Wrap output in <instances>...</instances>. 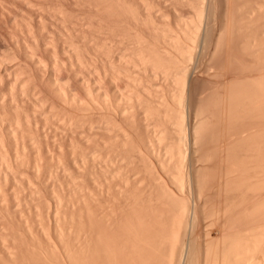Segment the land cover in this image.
Here are the masks:
<instances>
[{
  "label": "bare ground",
  "instance_id": "bare-ground-1",
  "mask_svg": "<svg viewBox=\"0 0 264 264\" xmlns=\"http://www.w3.org/2000/svg\"><path fill=\"white\" fill-rule=\"evenodd\" d=\"M29 1L28 4H30ZM100 1L102 4L107 3L108 6L113 7V2L111 1H109L111 2L110 4H108V0ZM128 1L127 3L130 2ZM116 2L118 1L115 0L114 3L116 4ZM199 2L200 0L190 1L194 10L193 15L188 18L185 16L177 17L179 21L181 20L179 26L182 23L180 27L182 28L184 39L190 41L191 44L197 40L196 34L200 32L199 22L202 24L201 18L204 16L203 5L201 6ZM95 3L93 2V5ZM121 3L118 4L121 5ZM41 4L43 5V3ZM148 4H145V7ZM48 5L52 6V4ZM120 5H118L120 7L119 11L115 10V8H118L115 5L113 7L114 10H111L115 11L113 12L114 14L120 12L119 16L121 15V17L119 18L121 20L119 18L116 19V16L111 18L113 14L110 15L111 11L108 9L110 7L105 9V6L99 5L102 8L105 7L102 9L103 11L100 9V12L97 10L93 12L101 13L100 16L104 14V18L105 13H107V18L105 19L109 21L106 23L110 26L113 21L116 24L123 21L124 25L130 22L128 19L131 16H133L132 20L137 18H135L137 15L133 13H140L138 10L137 12L135 11V4L133 5L134 7L132 4L129 7L127 4ZM123 6L126 7L124 8ZM147 7H151V5ZM262 7H260V12L264 10H262ZM121 8L122 10H120ZM104 9L107 12H104ZM38 10L41 9L37 8ZM149 10H146V12ZM46 11H48V8ZM85 11L83 9L82 13ZM123 11L125 12L123 13ZM250 11L252 14L255 10ZM97 12L95 13L96 15ZM42 13L44 14V12ZM126 13L128 16H126ZM129 13H131V16ZM89 14L91 13L89 12ZM95 14L91 15L95 17ZM124 14L127 17L126 20L123 19V17L125 18ZM45 15L47 16V14ZM45 15L43 16L45 17ZM50 15L52 14L50 13ZM53 15L52 17H54ZM70 15L68 14V16ZM81 15L84 16V13ZM98 15L97 18L99 17ZM146 15L148 16L147 13ZM72 16L73 14L68 19H71ZM78 16L80 18V15H75V17ZM88 16L87 21L90 20ZM92 16L90 17L93 18ZM147 16L144 15L143 17L147 18ZM103 17L98 18L102 21L96 22H103ZM143 17L141 18L143 19ZM235 17L238 19V16L227 17L226 22L224 21L225 23L219 28L218 45L219 42L220 45L221 42L224 44V41L229 38V34L232 35L236 31L240 32L245 28L246 24V28L250 26V21H244L245 24L243 25V22L240 20L236 21ZM29 18H32V16ZM79 18H76V21L79 20L80 22V19H83ZM97 18L94 19L96 20ZM146 18L143 20L145 21ZM85 19L86 17L83 20ZM105 19L104 22L106 21ZM234 20L236 22L239 21L241 24L239 25L238 22V26H236L237 23ZM23 21H26V19L24 18ZM39 21L41 23L42 20ZM124 21L127 22L125 23ZM147 21L148 19L145 22L147 23ZM150 21H152V18ZM133 22L131 23L133 24ZM153 22L154 20L151 24ZM80 23L81 25L84 24L83 22ZM92 23V21L89 22V25ZM94 23L92 26L95 24L100 25V23ZM115 23L113 24L116 25ZM103 24L101 23L102 26ZM98 25L95 26V29L102 27ZM108 25L107 27L109 28L110 26ZM129 25L127 23L125 26ZM152 25H155V22ZM70 26L74 27L71 24ZM147 26L145 27L147 28ZM28 27L32 26L29 24ZM151 27L153 28V26ZM29 28L27 30L33 34ZM111 28L113 27L111 26ZM111 28L108 30L111 31ZM159 28H155L157 31L154 30L157 32L156 35L161 36L162 40H165L168 36L170 43L168 46L172 45L170 49H173V51L162 48L156 42H153L156 38L152 40L153 43L151 44L155 43L157 46L147 45V39L144 41L145 37L143 34L142 36H140L141 34L138 35V31L135 34H131L134 37L133 45H128V50L124 47L120 50L122 51L121 53L118 50L116 54L114 53L115 57H113V52L118 49V47L116 49L113 47V43H117L113 37H109L114 40L113 43L111 39H107L108 35L100 40V36L93 35L94 33H99V30L98 32L95 30L92 34V37L95 38L90 35L92 39L88 40L89 37L87 39L85 36L87 40L81 39L83 44H80L81 41H79L80 43L78 41L75 42L77 39L72 41L70 33L74 32L69 30L68 34L71 40L68 39L70 40L68 43L71 42L69 43L70 45L65 41L66 45H69L66 52L68 53V70L67 67L64 69L63 66H60L61 61V65L67 66V64L63 61L64 59H58L60 57L58 54L52 53L54 49L51 55L55 54L57 58L54 55H47L49 57L44 59L46 55L43 56L44 58L35 55L38 58L35 59L36 57L34 58L25 53L31 58V60L28 58L25 60H30L35 66V70L39 72L42 69L46 70V75L45 71H41L46 79L40 73L39 76H37L38 74L36 75L37 72H34L35 75L33 74V78L35 76L39 77L40 85L41 82L42 86L45 84L46 87L44 86V88L47 90L44 89L43 92V88L39 89L40 85H37L38 81H35L37 78L33 80L32 75H30L33 72L29 71L28 66L23 65V62L20 64V59L17 64H13L12 61H15L16 58L12 56L16 55L15 57H17L19 54L17 55L15 52V55H12V53L8 54L14 58L13 60L11 57V60L7 58L6 55L12 65H8L10 64L9 61L5 57L2 58L0 56V60H2L0 62V65L2 64L0 70L4 69L3 71L6 73L8 71V74L12 75L11 78L9 77L11 81L7 84L6 92L5 89L0 90V93H2L1 91L4 92L0 96V264H264V73L256 74L257 77L254 76L255 79L252 77L248 78L249 76L247 79L245 77L247 82L243 84V80L240 84V89L236 85L234 90L233 84L241 81L233 82L228 87L229 93L227 94L230 96H228L229 102L227 105L231 106L230 108L233 110L237 107L238 109H242V107L246 109L244 111L240 109L239 113L235 109L236 112L234 114L236 116L240 114L242 117L248 113V118H251L253 117L251 114L254 115L256 110V114L262 120L256 116L258 118L257 121H246L247 117H242L246 128L244 123L240 121L239 123L244 125H242L244 129L238 123L239 129L237 122L235 123L230 116L232 109L228 110L229 113L226 112L228 108L226 109L225 112L229 114H225L227 115L226 117H230L236 124H234V127H236L237 131L233 130V132L239 133L231 143L240 147L239 150L241 152L233 163L235 166H227L225 173L217 178L215 176L214 178L217 180L211 181V186L209 184L210 188L207 187L208 189L206 188L207 190H205L203 188L204 182L201 180L204 178L201 175L203 174V170H201L203 168L197 165L199 159L202 160V158L192 157V155L198 156L197 152H195L197 155L194 153V150L195 148L197 150V145L200 144L198 142L202 136L201 126L203 123L202 120H197L201 118L197 116L199 115L197 112V115L194 113L195 117H197L195 121L193 120V123H190L191 126L185 122L187 119L185 106L189 108V103H187L189 100L185 97V90L189 88V81L187 88L185 87L188 73L186 62L189 61L188 59L193 53L192 48L197 43L191 45L184 42L179 32L177 34L174 33L175 28H172V34L170 31L171 27L169 31H166L168 28L166 29L165 27L158 30ZM260 28L262 29V31L260 29V32L264 33V25ZM128 29H130V26ZM86 31L88 30L86 29ZM243 31L241 35H244L245 32ZM41 32L44 31L41 30ZM101 32L100 34H103ZM111 33L113 35V30ZM152 33L154 34V32ZM49 35L46 37H49ZM82 35L84 34L82 33ZM35 36L32 37V41L36 39ZM255 36H252V38L248 36L249 39L244 36L248 40L245 38L242 40V36L241 38L239 37L240 40L244 41H240L244 48L248 47L243 49L240 44L241 49L246 51L244 52L245 54L247 50L252 48V45L253 47L256 45V49L263 42L262 40L264 39L260 40V44H255V39L253 40V38H256ZM73 37L76 38V35ZM80 37L82 38V36ZM232 37L233 35L231 40ZM45 38L42 43L45 42ZM233 38L235 40V37ZM250 38L252 41H249ZM48 39L50 41V37L47 38L46 45L44 44L47 49L54 43L49 44L47 42ZM51 39L53 40L54 38ZM56 40L55 44H57ZM157 42L160 43L161 41ZM164 42L163 44L167 45L168 42ZM217 42L215 45H217ZM237 42H239V39ZM231 43L229 44L231 45ZM55 44L53 48L58 47H55ZM89 44L93 46L91 48H93L94 53L89 51ZM29 45L26 46L28 47ZM33 45L35 44L33 43ZM33 45L31 46L32 49H34ZM41 46L44 47L43 45ZM237 47H232V49L235 50ZM262 47L259 49L262 50ZM221 48L220 50L223 49ZM252 49L255 50L254 48ZM26 50H30V47ZM90 50L92 51V49ZM215 50L218 52L219 49L216 48ZM223 50H225V47ZM22 51L25 50L22 49ZM39 51L41 52V50ZM39 51L37 50L36 53H39ZM212 52L211 54H213ZM248 52L250 54L252 51ZM254 52L250 55H254ZM33 53H35V50H32L31 54ZM117 53L120 54L117 55ZM232 53L236 54L234 51ZM257 53L259 54L257 51L255 55H258ZM92 54L93 59L96 55L105 57L103 59L101 58L103 56H96L100 57L101 66L97 64L99 60L96 63L94 59L93 62L95 63L93 64L88 59L89 57L87 56L92 58ZM219 55H217L218 58ZM256 58L260 60V57L256 56ZM190 60L192 63V58ZM233 60L235 61V59ZM28 62L25 63L28 64ZM259 62V64L262 63L264 66V60ZM6 63L7 65H5ZM18 64H20V67ZM32 64L29 65L31 69ZM23 66H26L25 68L30 73ZM209 67L211 68V66ZM58 68L61 70V74L67 70L64 74L69 76H59ZM89 69H93V71L91 70L92 72H90ZM206 69L208 68L206 67ZM213 70L211 68V71ZM20 71H23V73ZM1 72L0 76L3 73L5 74H3V78L0 77L3 84L4 76L7 79L8 76H6L5 72ZM25 72L30 76L26 74L27 77H24ZM21 74H23V77ZM40 76L44 80L41 79V81ZM154 76L161 78L164 85L160 84L159 80L153 84L151 78ZM29 77L36 84L32 81L30 82ZM155 77L152 79H155ZM241 78H243L242 75ZM121 80L124 81V85H120L119 81ZM31 83H33L32 86ZM225 87L223 86L222 88L224 89ZM153 88H155V91ZM44 91H48L47 94H49L47 95ZM188 91L186 90V92ZM210 91L213 90L210 89ZM199 92L203 91L199 90ZM233 92L236 96L233 95ZM44 93L45 96L42 95ZM50 94L56 101L58 100L61 103V107L59 105H57V107L59 106L58 108L55 106L57 102L55 103V99L53 100L49 97ZM222 94L220 96L222 102H227L225 101L227 100V94H223L224 97L226 96L225 99ZM220 97L218 98L219 102L221 101ZM234 98H238V100L236 99L235 101ZM184 99H186L187 104ZM232 99L233 101L230 103ZM222 102L221 104H223ZM243 102H245V105ZM25 103L27 104L26 106ZM225 107L226 103L223 108L225 109ZM63 110L64 112L61 113ZM203 113L206 116L205 112H202L200 116H203ZM209 116L206 117L209 118ZM210 118L209 120L207 119L208 122H212ZM258 120L261 121L257 123ZM58 122L63 125L60 126L65 128L64 130L58 126ZM208 122L206 121V123ZM233 122H229V124ZM247 122L250 124L247 125ZM212 123L210 124L212 125ZM187 125L188 127L190 126V129H188ZM215 125L217 123H214ZM58 128L62 130V133H64L63 131L67 133L65 138H60V141L57 139L58 135L56 133ZM203 128L208 129V126ZM210 129L206 131L208 132ZM225 131L230 133L229 130H224V133H226ZM213 132L217 133L218 131ZM204 143L207 144V142ZM193 145H196L194 146L195 148H193ZM61 179H63V182ZM57 181L61 183L60 188L57 187L60 183H54H57ZM103 190L106 191L108 197H105ZM207 205H209L208 208ZM195 210L197 214L200 213V221H202L201 230L196 233L201 238V241L198 240L200 242L197 243L198 251H195L193 240L190 238L193 236H190L191 232L189 231L191 229L188 230V226L189 228L192 227L190 219ZM216 231L221 235L220 240L213 238V233ZM188 233L190 234L188 235ZM196 253L197 255L195 256Z\"/></svg>",
  "mask_w": 264,
  "mask_h": 264
},
{
  "label": "rangeland",
  "instance_id": "rangeland-1",
  "mask_svg": "<svg viewBox=\"0 0 264 264\" xmlns=\"http://www.w3.org/2000/svg\"><path fill=\"white\" fill-rule=\"evenodd\" d=\"M25 1V2H24ZM27 0H0V56L2 57V58H6V55H7V58H10L11 56L10 55H8V54H11L12 53V55H15V54H19L17 57H15V56H12V57H14V58H16L15 59V61H16V63H14L15 61H12L13 62V64H17L18 63V61H19V59H20V61H19V63L20 64H22L21 62H23V65H26V66H28L27 68L28 69H30L29 71L32 73V74H30V75H32V78H33V76L35 75L34 74V72L36 73V75L37 76H39V73H40V75H43L42 77H45V75H46V70H43V71H45V75H44V73L42 74L41 73V71L42 70H40V72L39 71H37V70H35V66L32 64V62H30V60H31V58H29V56H27V55H25V53H27L28 55H31V56H33L34 58L37 56V57H42V58H44L43 56H45L46 58H44V59H47L50 55H51V52L53 51V49H54V52H52V53H55V54H58V56H60V57H58V59L59 60H61V59H64L63 61L64 62H66L65 64H67L68 62V53H66L67 51H68V47H69V43H71V42H69L68 43V41H70L71 39H72V41H74L75 39H77V40H75V42H77L78 41V43H80L79 41H81V39H86V37H87V39H88V37H89V39L88 40H90V39H92V38H95V37H92V34L95 32V30L98 32V30H99V33H94L93 35L94 36H100V40L103 38V37H105L106 35H108V37H107V39L111 36V37H113V39H116L115 40V42L117 41V43H113V39H111V38H109V39H111V41H112V43L114 44V48L116 49V47H118V49L115 51V52H113V57H115V54H116V52L119 50H121V49H123L124 47H125V49L128 47V45H133V41H134V37H133V35H131L132 33L133 34H135L136 32H138L139 31V34L138 35H140V36H142V34H143V36L145 37L144 38V41L147 39V42H146V44L147 45H149V44H151V43H153V42H156V44H158L159 46H161L162 48L164 47V48H167L169 51H173V49H170V47H172V45H170V46H168L170 43H169V37L167 36L166 37V39L165 40H162L161 39V36L159 37V35L157 36L156 34H157V32H155V31H157V30H155V28H158V27H160L158 30H160V29H164V27L167 29L168 28V30H166V31H169V28L171 27V29H170V31L171 30H173L174 28H175V30H174V33H178L179 32V34H180V36H181V38L183 37V41L184 42H186V43H188V44H191V42L190 41H186L185 39H184V36L182 35V28L180 27L181 25H182V23H180V26H179V22L181 21H179V17L181 16H185V17H189V16H191V15H193L194 14V10H193V8L191 7L192 5L190 4V1L191 0H129L128 2L130 3H127V0L124 2L123 0H120V2H119V0H116V1H118V2H116V4L114 3L115 2V0H108V2L109 1H111V2H113V7H118V5H120V4H118V3H123V4H127L128 5V7H129V5H131L132 4V6L135 4V11L137 12V10L142 14H138V12L137 13H133V14H136L137 16H135V18H133V19H135V20H137V21H135V20H132L131 18L133 17V16H131L130 14L131 13H129V15L131 16H129L130 18L128 19L130 22H127L128 23V25L132 22V21H134L133 22V24L131 23V25H129L130 26V29H128L129 28V26H125V25H127V23L126 24H124L123 25V21H121L122 23H118V21L116 20V22L118 23V24H116L115 23V21H113V23H115L116 25H114L113 23H110L111 24V26L113 27V28H111V26L110 25H108L107 23L109 22V21H107V19H105V18H107V13H105V18L103 17L104 16V14H103V12H102V14H103V16H100V14L101 13H98L97 11H99L100 9L102 10L103 8H105V9H107V7H110V8H108V9H110V11H111V14L110 15H112L111 16V18H114V16H116L115 18L117 19V18H119V17H121V15L119 16V14H121L120 12L119 13H117L116 12V14H114L113 12H115V11H112V10H114V8L112 7V6H108L107 5V3L105 4V3H103L102 4V2L100 1V0H88V2H87V0H45V1H43V0H41V1H43V2H41V1H39V0H33V1H29V3L30 4H28V1L26 2ZM49 3H48V2ZM51 1V2H50ZM78 1V2H77ZM89 1H90V4H89ZM104 1V0H103ZM31 2H33V3H31ZM93 2L95 3V2H97V3H95L94 5L95 6H97L96 8H95V6L93 5ZM106 2V1H105ZM111 2H109L108 4H110ZM36 3V4H35ZM40 3V4H39ZM41 3H43V5L41 4ZM52 4V6H50V5H48V4ZM79 3V5L82 3V5H78L77 6V4ZM83 3H85V4H83ZM121 3V5H123ZM147 3H149L150 5H151V7H147V6H150L149 4L146 6L147 7V9H146V7H145V4H147ZM200 4H201V6L203 5V15L204 16H202V24H200V22H199V30H200V32L198 33L197 32V34H196V42H193L191 45H194V43L196 44L193 48H194V50H193V48H192V51H193V53H192V51H191V57H190V59L192 58V63H191V60L190 59H188L189 61H187L186 62V64H187V78H186V88H187V86L189 85V88H187L186 90L188 91V89H189V93L188 92H186V90H185V97H186V99H188L189 101H187V103H189L188 104V107L189 108H187L186 106H185V108H186V110L185 111H187L186 113H187V115H186V113H185V115H186V118L188 119H186L185 120V122H186V124H189L190 126H191V122L193 123L194 121H195V119H196V117L198 116V117H201V118H199V119H197V120H202V126H201V131L203 132H201V134H202V136H201V138H200V140H199V142L198 143H200V144H198L197 145V150H196V148L194 147V146H196V145H193V148H195V150H194V153L195 152H197V154H198V156H193L192 155V157H200V158H202V160L201 159H199V161L197 162V165L198 166H200L201 168H203V169H201V170H203L202 172H203V174H201V175H203L202 177H204L203 179H201L203 182H204V184H203V182H202V184L204 185L203 186V188L205 189V190H207L208 188L207 187H209V184L211 183V181H213V180H217V179H215V178H217L218 176H220L221 174H224L225 173V169H226V167L227 166H229V167H233V166H235L233 163L236 161V158H237V156L240 154V147H237V146H235V145H233L232 143H231V141L239 134V133H234L233 132V130H235V131H237V129H236V127H234V124L237 122V127H238V123L241 121V123H244V125H245V122H243L242 120V117H249L247 114V116L245 115V116H242L241 117V115L240 114H237V116H240V117H237L234 113L236 112V110L235 109H237V112L239 113L241 110L242 111H244V110H246V109H243L244 107H242V109L241 108H239L238 109V107L237 108H234V110L232 109V108H230L229 107V105H227L228 104V96H230L229 94H227V93H229V86H231L230 84H232L233 82H238V81H241V82H239V83H237V84H233V89H234V87L237 85V88H239L240 87V84L242 83V81H243V84L244 83H246L247 81H245L246 79H247V77L248 78H253V79H255V77L254 76H256L257 77V75H259V74H261V73H264V66L262 65V63L261 64H259L260 62L259 61H263L264 60V44L261 46V44L262 43H264V40H262V39H264V33L263 32H260V27L262 26L263 27V25H264V0H200V2H199ZM31 4H35L34 6L33 5H31ZM45 4V5H44ZM87 4H89V5H87ZM102 5V6H105V7H101V6H99V5ZM29 5H31V6H29ZM37 5H40V6H37ZM46 5H48V6H46ZM115 5V6H114ZM120 5V6H121ZM263 7H262V6ZM29 6V7H28ZM44 6V7H43ZM53 6H54V8H53ZM90 6V7H89ZM99 6V7H98ZM132 6H130V7H132ZM262 7V10L263 11H261L260 12V10H261V8L260 7ZM32 7V8H31ZM33 7H34V9H33ZM40 8L41 10H38L37 11V8ZM44 9H43V8ZM50 7H52L51 9H50ZM83 7V8H82ZM87 7H89V8H87ZM124 8L126 7V6H123ZM134 7V6H133ZM138 7V9H136ZM145 7V8H144ZM259 7V8H258ZM47 8H48V11H46L47 10ZM82 8V9H81ZM99 8V9H98ZM119 8L120 7H118L117 9L115 8V10H118L119 11ZM123 8V9H124ZM81 9V10H80ZM84 9V11L85 10H87V11H85V12H83L84 13V16L86 17V19L85 20H83L85 17L84 16H82L81 14H83L82 13V10ZM104 9V12L106 11L107 12V10H105ZM112 9V10H111ZM149 10V9H151V10H149V11H147L146 12V10ZM51 10V11H50ZM52 10H54L53 12H52ZM80 10V14L79 13H77L78 11ZM90 10V11H89ZM92 10V11H91ZM94 10H97V11H95V12H93ZM120 10H122V8L120 9ZM242 10H244V11H242ZM247 10V11H246ZM250 10H255V11H253L252 12V14H251V11ZM60 11H61V13H60ZM103 11V10H102ZM134 11V12H135ZM241 11V12H240ZM39 12H41V13H39ZM42 12H44V14L42 13ZM48 12H49V14H48ZM87 12V13H86ZM89 12L93 15V14H95L96 12H97V15L101 18V17H103L106 21L104 22V19H103V22H104V24H103V22H96V21H102L101 19H98L97 18V15L95 16V17H93L91 14H89ZM93 12V13H92ZM100 12V11H99ZM122 12V11H121ZM125 11H123V13H124ZM128 12V11H127ZM249 12H250V14H249ZM263 12V13H262ZM25 13V14H24ZM50 13L54 16V17H52V15H50ZM146 13L148 14V16L146 15ZM151 13V14H150ZM24 14V15H23ZM30 14H32V15H30ZM40 14V15H39ZM45 14H47V16L45 15ZM68 14L70 15H72L73 14V16H74V18H73V16H72V18L71 19H68V18H70V16H68ZM127 14V13H126ZM126 14H124V16L126 15ZM145 16H147V18L146 17H143L144 15ZM28 15H29V17H31L32 16V18H29L28 17ZM43 15H45V17L43 16ZM75 15L77 16V15H80V18H83V19H80L79 18V16L78 17H75ZM89 15V16H88ZM141 15V16H140ZM178 15V16H177ZM246 15V16H245ZM42 16V17H41ZM82 16V17H81ZM87 16L89 17V19L94 23H100V25H101V23L103 24V28L101 27V28H97V29H95V26L96 25H98V24H95V25H93L92 26V24L91 25H89V22H91L90 20H88L87 21ZM90 16H92L93 18H91ZM126 16H128V14L126 15ZM125 16V18L123 17V19L124 20H126V17ZM138 16H140V17H138ZM152 16V17H151ZM234 16H238L237 18L238 19H236V17H235V20L237 21V20H240L241 22H243L242 24L244 25L245 24V22L244 21H246V22H248V21H250L248 24L250 25V26H248L247 28H246V25L244 26L245 28L244 29H242L240 32H234L232 35H233V37H235V40H234V38L232 37V40H231V34H229V38H227V41L229 42V43H231V41H232V43H233V40H234V43L233 44H235L234 46H233V44L231 43V45L226 41H224V44H223V42H221V45H220V42H219V45H218V34H219V32H220V29L219 28H221L222 27V24H224L225 22H226V18L227 17H234ZM248 16V17H247ZM22 17H23V19L25 18L26 19V21H23V19H22ZM38 17H40V19H38ZM46 17H48L47 19H49L48 21H47V19H45ZM50 17V18H49ZM52 17V18H51ZM56 17V18H55ZM109 17V16H108ZM141 17H143V19H145L146 18V20L148 19V21H147V23L141 18ZM178 17V18H177ZM76 18L78 19H80L81 21L80 22H83L84 24H82L81 25V23L79 22V20H77L76 21ZM94 18H97L96 20L94 19ZM152 18V21L154 20V22H155V25H152V24H154V22L151 24V22L152 21H150V19ZM240 18V19H239ZM246 18V19H245ZM21 19V20H20ZM28 19V20H27ZM30 19H32L31 21H30ZM45 19V20H44ZM51 19V20H50ZM63 19H65L64 21H61V20H63ZM75 21H74V20ZM120 19V18H119ZM122 19V20H123ZM145 22H143L142 20ZM248 19V20H247ZM39 20H42L41 21V23L43 22V24H45V22H46V27H45V25H43V24H41L40 23V21ZM69 20H71L70 21V23H68L69 22ZM72 20H73V22H72ZM94 20V21H93ZM108 20H109V18H108ZM112 20V19H111ZM121 20V19H120ZM140 20H141V22H140ZM234 20V21H235ZM17 21V22H16ZM23 21V22H22ZM150 21V22H149ZM178 21V22H177ZM225 21V22H224ZM235 21V22H236ZM21 22V23H20ZM28 22H30V23H28ZM72 22V23H71ZM75 22V23H74ZM77 22V23H76ZM86 22H88V23H86ZM107 22V23H106ZM138 24H137V23ZM150 23V25H149V23ZM239 22V21H238ZM238 22H236L237 23V25L236 26H238ZM18 23V24H17ZM50 23V24H49ZM63 23V24H62ZM141 25H140V24ZM29 24H30V26H32V27H28L29 26ZM69 24V25H68ZM70 24L71 25H73L74 27H72V26H70ZM79 24V26H77V25ZM87 26H86V25ZM142 24H144V25H142ZM146 24V25H145ZM241 23L239 22V25H240ZM100 25H98L99 27H100ZM107 25L108 26H110L109 28H111V31L110 30H108L109 28L107 27ZM114 25V26H113ZM147 25H149V26H147ZM49 26V27H48ZM52 26V27H51ZM64 26H66V27H68V29H66V27H64ZM83 26V27H82ZM89 26H91V27H94V28H90ZM145 26H147V28L145 27ZM151 26H153V28L151 27ZM157 26V27H156ZM201 26V27H200ZM39 27V28H38ZM48 27V28H47ZM69 27H71V28H69ZM76 27V28H75ZM82 27V28H81ZM85 27V28H84ZM87 27V28H86ZM127 27V28H126ZM149 27V28H148ZM179 27H180V29H179ZM29 28V30H31L30 32H32L33 34H31V33H29V31L27 30ZM44 28H46L45 30H44ZM50 28V29H49ZM79 28H81V29H79L80 31H81V33H80V31L78 30ZM126 28V29H125ZM173 28V29H172ZM33 29V30H32ZM49 29V30H48ZM53 30V32H51L52 30ZM77 29V30H76ZM86 29L88 30V31H86ZM94 29V30H93ZM101 29H103V30H101ZM128 29V30H127ZM178 29V30H177ZM40 30V31H39ZM41 30H43L44 32H41ZM46 30H47V32H46ZM69 30H71V32L73 31L74 33H70V36H72V38L69 36ZM93 30V31H92ZM102 32H101V31ZM112 30H113V35H111L112 33ZM137 30V31H136ZM155 30V31H154ZM236 30H238V29H236ZM244 30V31H243ZM69 31V32H68ZM77 31H79V32H77ZM89 31H91V33H89ZM154 32V34L152 33V32ZM219 31V32H218ZM245 32L244 33V35H241L242 33L241 32ZM261 31H262V29H261ZM38 32H39V34H38ZM50 33V35H49V33ZM61 34H60V33ZM100 32L101 33H103V34H100ZM129 32H130V34H129ZM51 33H52V36H51ZM77 33H80V34H77ZM82 33L84 34V35H82ZM85 33H86V35H85ZM110 33V34H109ZM127 33H128V35H127ZM170 33V32H169ZM173 33V31H171V34ZM255 33V34H254ZM263 33V34H262ZM32 36H31V35ZM36 36H35V35ZM76 35V38L75 37H73V36H75ZM100 34V35H99ZM153 34V35H152ZM199 34V35H198ZM217 34V35H216ZM37 35H38V38H37ZM45 35V36H44ZM49 35V37H50V41H49V39H48V43L50 44V43H52V42H54L53 44H52V46H50V47H48V49H47V46L45 47L44 46V44L46 45V40H47V38H49V37H46V36H48ZM55 35V36H54ZM90 35H91V37L92 38H90ZM155 35V37H153ZM234 35H236V36H234ZM251 35V36H250ZM256 35V36H255ZM259 35H261L260 37H259ZM263 35V36H262ZM30 36H31V38H30ZM33 36H35L36 37V39L35 40H33L32 41V37ZM79 36V37H78ZM80 36H82V38L80 37ZM86 36V37H85ZM157 36V37H156ZM198 36V37H197ZM203 36V37H202ZM216 36V37H215ZM241 36H242V38H241ZM244 36H249V37H251L252 38V36L254 37H256V38H253V40L255 39V44H260L261 42H260V40H262L263 42L260 44V47H262V50L261 49H259L260 47H259V45H258V48H256L255 49V47H257L253 42H251V43H253L255 46L253 47V45L251 46L252 48H254L255 50H253L251 47V51L252 52H250V54L251 53H253L254 51V55L256 54V52L258 51L259 52V54L258 55H253L252 54V56L249 54V52L248 51H250V50H247V53L249 54H245L244 52H246L245 50L243 51V49H246V48H248V47H245L244 48V46L242 45V43L241 42H244V41H242V40H244L243 38H245L246 40H248L249 39V37H248V39L246 38V37H244ZM46 37V38H45ZM69 37V38H68ZM84 37V38H83ZM161 39H159V38ZM242 39V40H240V38ZM44 38H45V42L44 43H42L43 41H44ZM51 38H54L55 40H56V38H57V40H56V42H57V44H55V40L53 41ZM71 38V39H70ZM106 38V37H105ZM105 38H104V40H105ZM154 38H156L155 40H154ZM158 38V39H157ZM250 38V40L249 41H252V39ZM260 38V39H259ZM29 40V41H27V40ZM38 39V40H37ZM43 39V40H42ZM68 39H70V40H68ZM74 39V40H73ZM86 39V40H87ZM96 39H98V38H96ZM96 39H93V40H96ZM215 39V40H214ZM237 39V40H236ZM238 39H239V42H237L238 41ZM83 40L81 41V43L80 44H83ZM99 40V39H98ZM97 40V41H98ZM103 40V41H104ZM152 40H154L153 42H152ZM231 40V41H230ZM25 41V42H24ZM28 43H27V42ZM69 44V45H66L67 43ZM110 41V42H111ZM151 41V42H150ZM157 41H161L160 43L159 42H157ZM163 41H165V42H168L167 43V45H165V44H163ZM195 41V40H194ZM214 41V42H213ZM217 42V45H215L216 44V42ZM235 41H236V43H235ZM248 41V42H249ZM31 42H32V44H31ZM37 44H36V43ZM100 42V41H99ZM119 42V43H118ZM150 42V43H149ZM164 42V43H165ZM18 43V44H17ZM27 43V44H26ZM29 43H30V45H29ZM33 43L35 44V45H33ZM226 43V44H225ZM228 43V44H227ZM29 45L28 47L26 46V45ZM40 44V45H39ZM56 45L55 47H57L58 48V50L56 51V49L57 48H53V45ZM65 44V45H64ZM117 46H116V45ZM161 44H163V45H161ZM216 46H214V45ZM238 44H239V46H238ZM240 44L242 45V48L243 49H241V46H240ZM250 44V43H249ZM248 44V45H249ZM34 46V49H32V47L31 46ZM37 45V46H36ZM41 45H43L44 47H42ZM91 45H92V43H91ZM90 44H89V46H90V48H89V51L91 52V53H94L93 52V48H91V47H93V46H91ZM157 46V45H155V43L154 44H151V45H149V46ZM224 45V46H223ZM230 45V46H229ZM245 45H247L246 43H245ZM26 46V47H25ZM36 46V47H35ZM42 48H41V47ZM65 46V47H64ZM131 46H129V47H131ZM158 46V47H159ZM219 46H221L223 49H224V47H225V50H223L221 47H219ZM229 46V47H228ZM239 47V49H232V47ZM30 47V50H26V49H28ZM52 47V48H51ZM64 47V48H63ZM67 47V48H66ZM161 47H159L161 50H162V48ZM169 47V48H168ZM213 47V48H212ZM228 49H227V48ZM26 48V49H25ZM39 48V49H38ZM41 48V49H40ZM113 48V49H114ZM219 49L220 50V48L222 49V50H220V51H222V52H224V53H222V52H220L219 50H218V52H217V50H215V49ZM22 49L23 50H25V51H27V52H25V51H22ZM45 49H46V52H45ZM51 51H50V50ZM90 49H92V51L90 50ZM124 49V50H125ZM129 48H127V50H128ZM167 49H165V50H167ZM230 49V50H229ZM257 49H259V50H257ZM32 50L34 51L35 50V53H33V54H31V52H32ZM39 51V50H41V52L39 51V53L37 52L36 53V51ZM64 52L63 54H62V51ZM66 50V51H65ZM212 50H213V52H212ZM231 50H232V52L234 51L236 54H234V53H232L231 52ZM257 50V51H256ZM29 51H31V52H29ZM48 51V52H47ZM214 51H215V53H214ZM227 51V52H226ZM14 52H15V54H14ZM22 52H23V56H22ZM30 54H29V53ZM57 52V53H56ZM122 51H120V53H121ZM211 52L213 53V54H215V55H213V54H211ZM231 52V53H230ZM240 52H241V55H240ZM262 52H263V54H262ZM43 55H42V54ZM48 53H50V54H48ZM115 53V54H114ZM120 53H117V55H119ZM218 53V54H217ZM220 53H222L221 55H219ZM55 54H52L51 56H55L56 57V55ZM59 54H61V55H59ZM67 56H66V55ZM229 54H230V56H229ZM36 55V56H35ZM47 55H49L48 57H47ZM89 55H91L90 53H89ZM94 55H96V54H94ZM217 55H219V58H218V56ZM235 55H237L236 57H233V56H235ZM260 55H262V56H260ZM9 56V57H8ZM25 56H27V57H25ZM64 56V57H63ZM96 56H103V55H96ZM95 56V62L97 61V60H99V62L97 63V64H99L100 66H101V59H99L100 57H96ZM213 56V57H212ZM224 58H223V57ZM225 56H227L226 58H225ZM256 56H258V57H260V60L258 59V58H256ZM1 57H0V59H1ZM11 57V58H12ZM18 57H20V58H18ZM23 57V58H22ZM25 57V58H24ZM35 58V59H38V58ZM40 57V58H41ZM62 57V58H61ZM67 57V58H66ZM87 57H89L88 59L91 61V63L94 61V59H93V54H92V58L90 57V56H87ZM211 57V59H209ZM233 57V59H235V61L232 59L231 60V58ZM255 57V58H254ZM261 57H263V59H261ZM6 58V59H7ZM11 58H10V60H11ZM14 58H12V60L14 59ZM22 58V59H21ZM30 59V60H25V59ZM57 58V57H56ZM101 58H103V59H105V57L103 56V57H101ZM213 58V59H212ZM221 58V59H220ZM92 59V60H91ZM223 59H224V61H223ZM226 59V60H225ZM230 59V60H229ZM258 59V60H257ZM8 61H9V63L10 64H8V65H12L11 64V62H10V60L9 59H7ZM24 60V61H23ZM58 60V61H59ZM66 60V61H65ZM229 62H228V61ZM2 60H0V62H1ZM29 61V62H28ZM48 61V60H47ZM197 61V62H196ZM25 62H28V64H26ZM44 62H45V60H44ZM95 62H93V64L95 63ZM197 64H196V63ZM234 62V63H233ZM236 62V63H235ZM8 63V62H7ZM7 63L5 64V65H7ZM61 63H62V61L60 62V66L62 67L63 66V68L64 69H66V67H67V70H68V64H67V66H64V65H61ZM227 63H228V65H227ZM232 63H233V66H232ZM20 64H18L19 65V67H20ZM30 64H32V69L31 68H29V65ZM92 64V65H93ZM192 64V65H191ZM225 64V65H224ZM264 64V63H263ZM2 65V64H1ZM0 65V66H1ZM191 65V66H190ZM213 65V66H212ZM223 65V66H222ZM16 66V65H15ZM15 66H14V68H15ZM25 66V67H26ZM59 66V67H60ZM99 66V67H100ZM195 66V67H194ZM209 66H211V68L212 69H214L213 71H211V68L209 67ZM2 67V66H1ZM22 67V66H21ZM24 67V66H23ZM24 67V68H25ZM60 67V68H61ZM92 67V66H91ZM91 67H88V68H91ZM206 67L209 69V71H208V69H206ZM17 68V67H16ZM63 68H61V69H63ZM19 69H21V68H19ZM18 69V70H19ZM26 69V68H25ZM28 69H26V71L27 72H29L28 71ZM63 69V70H64ZM4 70V69H3ZM2 69L0 70V72L1 73H3V72H5V71H3ZM22 70H23V68H22ZM31 70H33V71H31ZM35 70V71H34ZM59 70V71H58ZM58 72L56 71V73H58L59 74V76L60 75H62V77H68L69 75V71H68V76H66V74H64V73H66V71L67 70H65V72L63 73V74H61V70L58 68ZM90 70V72H92L93 71V69H89ZM92 70V71H91ZM203 70H205V71H203ZM207 70V71H206ZM219 70V71H218ZM42 71V72H43ZM203 71V72H202ZM219 73H218V72ZM21 72V71H20ZM29 72V73H30ZM222 72V73H221ZM6 73V72H5ZM21 73H23V71L21 72ZM208 73V74H207ZM216 73V74H215ZM221 73V74H220ZM224 73V74H223ZM4 74V73H3ZM3 74H1L2 76H0V77H2L3 78ZM7 75L6 76H8V79H7V77H5L4 76V81H2L3 82V84L1 83V80H0V84H2V85H0V90H3V89H5V92H6V88H8V83H10V81H11V77H12V75L10 76L9 74H8V71H7V73H6ZM26 74H28V73H26L25 72V74H24V77L26 76ZM34 74V75H33ZM57 74V75H58ZM94 74V73H93ZM189 74V75H188ZM215 76H213V75ZM217 74H218V76H217ZM242 75V77L243 78H241V75ZM257 74V75H256ZM5 75V74H4ZM22 75V77H23V74H21ZM29 75V74H28ZM29 75V76H30ZM191 75V76H190ZM208 75V76H207ZM220 75H221V77H220ZM264 75V74H263ZM211 76V77H210ZM213 76V77H212ZM225 76V77H224ZM10 77V78H9ZM27 77V76H26ZM155 77V76H154ZM154 77H152V78H154ZM209 77V78H208ZM217 77V78H216ZM223 77V78H222ZM241 79H240V78ZM245 77H246V79H245ZM6 78V79H5ZM30 78V79H29ZM28 79L30 80V82L32 81L31 80V77H29ZM34 78H37L36 76L34 77ZM34 78H33V80H34ZM151 78V81L153 82V84L154 83H156L155 81H158L160 84L162 83V80H161V78H158V77H155V79H152ZM157 78V79H156ZM27 79V78H26ZM38 79H39V77L35 80L36 82L38 81ZM42 78H41V76H40V80H41ZM44 79H46V77L44 78ZM44 79H42V80H44ZM64 79V78H63ZM194 79H196V80H194ZM8 80H9V82H8ZM41 80V81H42ZM161 80V81H160ZM194 80V81H193ZM250 80V79H249ZM248 80V81H249ZM34 81V82H35ZM66 81H67V79H66ZM188 81H189V84H188ZM33 82V81H32ZM33 82V83H34ZM44 82V81H43ZM157 82V83H158ZM191 82V83H190ZM33 83H31V86L33 85ZM40 81H38L37 82V85L39 86L40 84ZM119 83H120V85H124V81H119ZM212 83V84H211ZM34 84H36V83H34ZM188 84V85H187ZM203 84H204V86H203ZM243 84H242V86H243ZM43 84H42V82H41V85L39 86V89H42V92H43V90L44 89H46V88H44V86H45V84H44V86H42ZM157 85V84H156ZM159 85V84H158ZM162 85H164L163 83H162ZM206 85V86H205ZM228 85V86H227ZM42 86V87H41ZM225 87L224 89L222 88V87ZM2 87V88H1ZM41 87V88H40ZM46 87V86H45ZM153 87H154V85H153ZM194 87V88H193ZM203 87V88H202ZM212 87H214V88H212ZM216 87V88H215ZM211 90H213V91H210V89ZM220 88V89H219ZM227 88V89H226ZM236 88V87H235ZM154 89V91H155V88H153ZM207 89H209V90H207ZM215 89H217V90H215ZM232 89V90H233ZM240 89V88H239ZM47 90V89H46ZM191 90V91H190ZM193 90V91H192ZM199 90L200 91H203V92H199ZM235 90V89H234ZM233 90V91H234ZM208 91H210L208 94H206ZM216 91V92H215ZM230 91H231V88H230ZM2 93H0V96H2L1 94H3L4 92L3 91H1ZM44 92H46V94H47V92L48 91H44ZM194 92V93H193ZM222 92H223V94H227L226 96H227V100H225V101H227V102H222V100H221V94H222ZM225 92V93H224ZM199 95H198V94ZM218 93H220V94H218ZM235 93H237V91H235ZM235 93L233 92V95L234 96H236L235 95ZM49 94V93H48ZM47 94V95H48ZM186 94H188V95H186ZM204 94V95H203ZM222 94V96H223V98L225 99V97H224V95ZM42 95H44L45 96V93L44 94H42ZM218 97H217V96ZM198 96H204V98H202V97H198ZM207 96V97H206ZM49 97L50 98H52L53 100L55 99V98H53L52 96H51V94L49 95ZM184 97V98H185ZM189 97V98H188ZM196 97V98H195ZM220 97V102L218 101L219 98ZM199 98H200V100H199ZM233 98V97H232ZM186 99H184L185 101V103H186ZM196 99H197V101H196ZM202 99H204V100H202ZM215 99H217V100H214ZM223 99V100H224ZM235 99V98H234ZM237 100H238V98H236ZM236 99H235V101H236ZM206 100V101H205ZM199 101V102H198ZM200 101H202V102H200ZM214 102V104H213V102ZM217 101V102H216ZM233 101V99L230 101V103ZM55 103L57 102V103H59L58 102V100L56 101V99H55V101H54ZM195 102V103H194ZM221 102L223 103V104H221ZM246 102V101H245ZM245 102H243V104L245 103ZM56 103V107H57V105H59L60 107L62 106L61 105V103H59V104H57ZM185 103H184V105H185ZM186 103V104H187ZM226 103V107H225V109L223 108L224 107V104ZM229 103V104H230ZM236 103V102H235ZM197 104H198V106H197ZM201 104V105H200ZM238 104V103H237ZM27 104L25 103V106H26ZM222 105H223V107H222ZM245 105V104H244ZM247 105V104H246ZM58 106V107H59ZM234 106V105H233ZM235 106H236V104H235ZM239 106V105H238ZM241 106H242V104H241ZM57 107V108H58ZM199 107V108H198ZM223 108V109H222ZM228 108V109H227ZM230 108V109H229ZM56 109V108H55ZM61 110H62V108H60ZM197 109V110H196ZM199 109V110H198ZM211 109H212V111H211ZM226 109H227V111H226ZM232 109V110H231ZM241 109V110H240ZM57 110V109H56ZM59 110V109H58ZM189 110H190V112H189ZM203 110V111H202ZM222 110H223V112H222ZM228 110H231V112H232V114H230V116L232 117V120L235 122H233L232 120H231V118L230 117H226L227 115H229L228 113H229V111ZM264 110V109H263ZM11 111V110H10ZM200 111H202V112H205V114H206V116H208V115H210L209 116V118L210 117H212V118H214V119H211L210 118V120H212V122H208V120H209V118L208 117H206V116H204V113H203V116H200V114L202 113V112H200ZM228 112V113H226V112ZM252 111V110H251ZM258 111V110H257ZM261 111V110H260ZM64 112V110L63 111H61V113H63ZM66 112V111H65ZM199 114V115H197V113ZM214 114H213V113ZM220 112H222V113H220ZM247 112V111H246ZM255 112V116L253 115V114H251L253 117H251V118H246V121H249V120H253V122H254V120H256L257 121V119L258 118H256V116H258V114H256L257 112H256V110L254 111ZM259 112V111H258ZM59 113H60V111H59ZM61 113H60V115H61ZM197 115L196 117H195V114ZM209 113V114H208ZM264 113V112H263ZM188 114H190V115H188ZM208 114V115H207ZM211 114H212V116H211ZM216 114V115H215ZM224 114V115H223ZM225 114H227V115H225ZM241 114H242V112H241ZM260 114H262V112H260ZM63 115V114H62ZM222 117H221V116ZM250 115V116H251ZM188 116V117H187ZM263 116V115H262ZM261 116V117H262ZM205 117V118H204ZM259 118H260V116H258ZM205 120H204V119ZM208 119V120H207ZM261 120H262V118H260ZM194 120V121H193ZM214 120H216V121H214ZM260 120V121H261ZM188 121V122H187ZM206 121L209 123V125H208V123H206ZM259 120H258V122L257 123H259L260 122ZM229 122H233V123H230L229 124ZM59 123V122H58ZM206 123V125H204ZM210 123H212V125L210 124ZM214 123H217V125H215L214 126ZM228 124V126H227V124ZM241 123H239V124H241ZM256 123V122H255ZM219 124V125H218ZM225 124V125H224ZM233 124V125H232ZM247 125L248 124H250V123H246ZM63 126L61 123H59L58 124V126ZM236 125V124H235ZM242 125L243 124H241V128H243L242 127ZM243 125V126H244ZM57 126V127H58ZM60 126V128L62 129V130H64L65 128H63V127H61ZM189 126V127H190ZM206 127V126H208V129H210L208 132L206 131V130H208L207 128L205 129V128H203V127ZM225 126H227V127H225ZM187 127H188V125H187ZM188 127V129H190ZM210 127V128H209ZM225 127V128H224ZM60 128H58V131L56 132L57 133V139L60 141V138L61 137H63V138H65V134H67V133H65V131H63L64 133H62V130L60 129ZM228 128V129H227ZM231 128V129H230ZM239 128V127H238ZM245 128H246V125H245ZM57 129V128H56ZM205 129V130H204ZM220 129V130H219ZM240 129V128H239ZM244 129V128H243ZM54 130V129H53ZM60 130V131H59ZM224 130H229V132L230 133H228L227 131H225L226 133H224ZM213 131H218L217 133H215V132H213ZM59 132H61L62 134H64L63 136H62V134H61V136H60V134H59ZM67 132V131H66ZM206 132V133H205ZM206 134V135H205ZM208 135V136H207ZM213 135V136H212ZM67 137V136H66ZM212 139V140H211ZM62 140V139H61ZM66 140V139H65ZM65 140H64V142H65ZM202 140V141H201ZM67 142V141H66ZM201 142H202V144H201ZM204 142H207V144L206 143H204ZM204 143V144H203ZM197 144V143H196ZM206 144V145H205ZM200 145V146H199ZM201 145H202V147H201ZM209 145V146H208ZM203 146H205V147H203ZM207 146V147H206ZM200 147V148H199ZM201 149V150H200ZM202 149H204V150H202ZM199 150V151H198ZM200 153V154H199ZM196 154V153H195ZM196 154V155H197ZM191 155V154H190ZM205 157V158H204ZM204 158V159H203ZM207 158V159H206ZM195 159V158H194ZM204 161V162H203ZM204 167H205V169H204ZM205 170V171H204ZM201 172V171H200ZM205 172V173H204ZM216 176V177H215ZM209 177V178H208ZM215 177V178H214ZM208 178V179H207ZM204 179H205V181H204ZM207 179V180H206ZM210 179V180H209ZM62 180V182H63V179H61ZM56 181V180H55ZM65 182V181H64ZM214 182H216V181H214ZM55 184H58V183H60V181H57V183L56 182H54ZM206 183V184H205ZM207 183H208V185H207ZM104 184H106V183H104ZM214 184V183H213ZM212 184V185H213ZM60 185V186H59ZM57 187L58 188H60L61 187V183L59 184ZM206 186V187H205ZM210 186H211V184H210ZM103 187H106V186H103ZM207 188V189H206ZM210 188V187H209ZM104 191V190H103ZM105 192V193H104ZM103 193H104V195H105V197H108V195H106V191H104ZM192 199V198H191ZM193 200V199H192ZM192 202V201H191ZM209 207V205H207V208ZM195 212H196V210H195ZM194 212V214L192 213V215H191V221H190V225H192V227H190L189 228V226H188V230H190L189 232H191V234L190 233H188V235L190 234V236H192V237H190L192 240H193V245H194V247H195V251H198V246H197V243L198 242H200L201 241V238L198 236V234H196V233H198V231L199 230H201V222L202 221H200L201 220V216H200V213H198L197 214V212L195 213ZM197 215V216H196ZM192 216H193V218H195L194 220H193V218H192ZM200 217V218H199ZM198 219H199V222H198ZM194 222V223H193ZM196 223V224H195ZM198 223V224H197ZM194 225H196V226H194ZM196 228H197V231H196ZM194 229V230H193ZM194 235H195V237H194ZM200 238V239H199ZM213 238L214 239H216V240H220V238H221V235L219 234V232H214L213 233ZM196 239V240H195ZM198 240H200V241H198ZM197 241V242H196ZM196 242V243H195ZM199 245V244H198ZM196 248H197V250H196ZM197 255V253L195 254V256ZM195 262V261H194Z\"/></svg>",
  "mask_w": 264,
  "mask_h": 264
}]
</instances>
